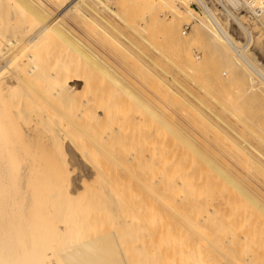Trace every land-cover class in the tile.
<instances>
[{"label": "bare ground", "instance_id": "6f19581e", "mask_svg": "<svg viewBox=\"0 0 264 264\" xmlns=\"http://www.w3.org/2000/svg\"><path fill=\"white\" fill-rule=\"evenodd\" d=\"M40 1L0 0V264H127L114 231L111 234L115 246H108L105 251V254L111 255V262L98 257L94 253V247L86 238L78 201L79 189L85 184V180L82 179L81 182L77 176L68 173L61 179L54 172L59 165L67 169L69 154L73 158L76 157L72 147L83 152L82 140L92 146L98 155L103 154L105 158L108 157V161H112L109 162L111 166L107 162L110 169L119 163V169L128 173L131 172L130 166L125 165L124 162L139 159L147 161L146 168L141 174H131L136 178L134 182L137 183L135 185L138 186L137 188L149 189L158 205L161 219L166 221L165 228L159 231V237L168 238L171 246V261L178 258L173 264H181L184 259L186 263L191 262L187 252H192L195 248L189 250L192 246L188 244L191 242L188 241V233L198 236L196 240L198 238L199 241L207 240L209 247L211 249L213 247L219 257L222 255L225 257V252L229 253L228 256L231 255V248L236 247L239 249L234 250L236 253L233 251L234 254L229 256V259H234V255L240 258L245 255L246 260H256L258 264H264V254L261 255L257 251L263 247V242L256 243V236L258 238L262 234L259 236L260 230H254L255 227L259 229L260 224H264L261 216L254 209V207L264 208V194L254 185L259 183L264 192V133L260 131L262 126L257 124L258 121H256L257 125L254 121L255 125H248L247 121L245 122L234 111L235 108L230 109L229 105L234 104L230 93L222 98L214 95L218 87L213 88L210 81L201 75L200 60L195 57L196 54H192L193 51H186V62L181 60L182 52L179 47L181 42L188 41V33L181 28L171 29L173 45L171 66L186 81L182 82L177 77L171 76L174 86H170L167 80L161 78L158 93L153 94L154 100L150 98L151 101L153 100V105L151 102L148 105L149 102L144 99L137 100L139 99L137 97L136 100L143 108L156 115L155 118L162 127H146L145 131L141 127L137 135L139 141L136 152L132 151L125 159L120 155V151L109 146L122 140L127 129L122 123L118 124L116 119L110 118L111 105L109 107L108 105L111 101L107 102V105L104 102L111 96L107 94L109 97L107 96L106 99L104 97L106 94L103 96L95 94L96 97L94 94H78L83 75L76 72L77 63L72 61L73 56L70 57L69 53L63 51L64 58H71L70 61L64 60L61 56L62 50L59 49V53L57 47L55 49L52 43V46L50 45L57 36L66 34L64 31L67 27L64 25V20L68 15L70 20L77 18L98 24L93 13L101 18L102 15H99L98 10L109 9L108 4L104 0H59L57 11L52 14L53 12L50 13ZM227 1L237 9L244 6L246 13L257 18L264 26V0ZM192 5L200 8L211 22L209 26L201 21L210 32L207 44L209 49L226 67L224 75L241 86L244 81L246 85L244 94L250 92L259 94L264 100V69L249 56L246 45L240 44L217 20L210 3L207 0H171L173 12L182 11L194 15ZM12 8L19 13L21 17L19 20L22 23L18 25H22L23 29L19 34L9 35L8 31L11 28L9 12ZM115 14L123 19L117 12ZM234 18L236 25L244 30L248 40L251 39V33L238 18L235 16ZM68 30L66 32H70ZM48 31L58 35H55L56 37L50 36L51 33L47 35ZM68 34L73 37V34ZM46 35L49 39L53 37L52 41H48ZM67 36L61 38L72 45L73 38ZM44 43L49 44L51 49ZM26 47L31 49L26 51L28 50L25 49ZM82 54L85 56L84 53ZM127 89L126 92L129 91ZM199 94H206L208 99L217 101L219 112L228 111L236 116L241 123L240 127H236L237 130L244 127L250 131L248 138H245L244 148H241V156L244 160L242 164L246 175L253 180L256 176L257 179L255 183L251 182L246 187H240L233 173L223 174L224 182L237 187L238 192L228 189L226 196L223 195L216 201L217 193L214 194L205 187L202 176L187 172L190 166L181 165L178 154L187 156L189 153L186 150H191L202 156L204 160L212 162L213 159L200 152L193 140L185 133L174 129L169 116H157L155 110L163 106L162 104L169 106L179 104L191 110V113H200L201 110L197 109L194 101L199 105L203 104L204 107L207 103L203 102ZM132 95L129 91L128 96ZM103 99L104 102H101ZM204 114L206 113L201 112V115ZM85 121L88 124L91 122L90 127L84 126ZM236 122L238 124V121ZM229 128L236 130L233 126ZM142 130L145 134L140 135ZM97 159L99 160L98 157ZM214 159L218 162L217 158ZM95 162V159L89 158L92 169L101 172L100 169L103 168L98 169L99 164ZM115 167L113 166L114 170L117 169ZM105 171L103 169L102 173ZM117 172H120V175L124 173H121V170ZM105 173L106 178H103L102 185L96 184L95 191L108 208L113 202V197L117 195V184L119 186L121 181L120 178L113 180ZM204 180L208 181V179ZM208 224L209 226L212 224L211 227ZM202 225L209 227L208 229L206 227L207 230L210 229L208 235L213 234L214 239L207 234V237L204 235L201 229L205 228H202ZM179 226L185 227L188 231L183 229L182 232L180 228L178 229ZM216 228L217 230L219 228V233ZM227 229L229 231H226ZM221 230L225 236L221 235ZM252 242L256 244L251 245ZM196 243L202 242L199 243L197 240ZM246 245L248 246L245 247ZM229 246L230 252H227ZM244 247L245 252H242ZM111 249L121 255H113ZM201 249L202 254H205L202 246ZM134 251L138 262L144 264L140 246L136 245ZM190 254L192 256V253ZM183 255L184 257L181 258ZM198 255H201L200 251ZM203 256L198 258L196 254L197 258L191 260L196 264H210V260L206 263L205 255ZM226 258L224 261L221 260V264H243L242 259L237 263L235 259L229 261ZM180 260L182 262H179ZM193 262L190 264H195Z\"/></svg>", "mask_w": 264, "mask_h": 264}, {"label": "rangeland", "instance_id": "374dc122", "mask_svg": "<svg viewBox=\"0 0 264 264\" xmlns=\"http://www.w3.org/2000/svg\"><path fill=\"white\" fill-rule=\"evenodd\" d=\"M104 1L108 4L110 10H98L99 15H102L101 18L99 16L98 18L93 13V17L96 18L98 24L77 18L70 20L68 15L64 20V25L70 32H66L67 30L64 32L67 35H70L68 33L73 34V37L72 35L67 36L65 33H63L65 35L59 37L57 36L58 34L55 32L51 33V31H48L47 35H50L51 33L50 36H57L53 42H50V45L52 43L53 47L55 46V49L58 48V52L59 49L60 51L62 50V59L70 61L71 58H64L62 55L64 53L63 51H66V53H69V56H73L74 60L72 61L77 63H74L77 65L78 69H76V72L78 71L77 73L79 75L82 74L83 80H85V83H83V80L81 81V87L78 94H94L95 97L97 94H102V96L103 94H106V96H104L106 99L108 96L107 94H109L112 97L108 96V101L106 100V102H104L103 99L101 102L103 101L107 105L109 101H111L108 105V107L111 105L110 118L116 119L118 124L122 123V126L124 125L125 129L127 127L125 130L126 132L123 135V139H120L118 143L109 145L112 149L120 151V155L124 156L126 159V156L129 155V153L132 151L136 152L139 141V139H137V135L141 131H139L141 127L143 129L146 127L153 128V126L162 127L155 118L156 115L143 108L137 100L144 99L149 102L148 105L151 103L153 105L152 101L155 97L153 94L158 93V84L160 80H162L161 78L165 81L167 80L170 86H174V83L171 82V76L177 77L182 82L186 81L178 74L177 70L171 66V48L173 46L171 43V29L174 28L183 29L189 36L188 41L181 42L180 44L179 50L182 52L181 60L186 62V51H193L192 54H196L197 56L195 57H198L197 59L200 60L199 72L201 75L205 76L210 81L213 88L215 87L216 89L218 87V89H216L217 91L215 90L216 94L214 95H219L218 97L222 98V96H226L227 94L229 95L230 93V97L232 101H234V104H231L232 106L229 105L230 109L234 110L235 108L234 111H236V113H238V115L242 117L245 122L247 121L246 123L248 125H253L254 122L256 124V121H258L257 124L262 126V130L260 131L264 133L263 96L253 94L251 92L250 94H244L243 90L246 86L244 81L241 86L234 80H229L228 77L224 75L226 67L218 60L216 55L207 45L210 32L205 26H203L201 21H204L209 26H211V22L202 10H200V8L192 5L195 13L192 15L189 13H183L182 11L173 12L171 10V0ZM207 1L210 3L217 20L223 24L226 30L236 40H238L240 44L246 45V51H248L249 56H251V58H253L264 69V26L257 18H254L246 13V8L244 6L237 9L234 8L227 0ZM40 2L48 11H50V13L53 12L52 14L57 11V7L60 4L59 0H41ZM115 12L120 14L123 19H120ZM12 13L13 15H11ZM234 16L238 18L242 25L245 26L251 33V39L248 40L244 30L236 25ZM19 18L21 19L19 13L12 8L9 12V19L11 22V28L8 31L9 35L19 34V31L21 32L23 29L22 25H18V23H22ZM47 35L46 37H48V41L53 38L50 37L49 39V36ZM66 36L73 38L72 45L61 38ZM46 37L44 41L47 39ZM45 45L48 46L49 44ZM50 45L48 48H50ZM27 48L28 47L25 49ZM30 49L31 48H28L26 51H29ZM82 53H84L85 56ZM122 86L124 88H128L127 90L130 91V95H134L128 96L129 91L126 92V88L124 89ZM195 95L198 96V94ZM137 97L139 99H137ZM199 97L203 99V102L207 103V106L204 107L203 104L199 105L196 101H194V104L197 109L206 113L204 115H201V112L191 113V110L184 108L179 104L178 106L162 104V108L157 107L155 110L157 111V116H169L172 119L171 125H173L174 129H178L180 132L185 133L193 140L200 152H203L205 156L213 159L212 162L204 160L202 156H198L191 150H186L189 153L187 156L178 154L181 158V160H179L181 165L190 166V170H187V172L200 175L204 179H208V181H206L201 177L205 187L213 191L214 194L217 193L215 198L216 201L221 196H226L228 189L238 192L237 187L224 182L222 177L223 174L233 173L236 180H238L237 184L240 187H246L248 184L256 181L257 179L256 176H254V180L249 178V176H247L244 172L242 164L244 160L241 156V148H244L245 138H248L250 131L248 128L244 127L237 130L236 127L241 126L239 125L241 123H239L237 117L233 116L228 111L219 112L217 101L208 99L206 94H199ZM98 98L102 99V97L99 96ZM150 98L153 100L151 101ZM96 99L97 98H95V101ZM156 101L157 100L155 99V102ZM104 103L101 104L103 105ZM166 103L169 104V102ZM106 108L107 107H105V110H107ZM211 109L215 113H212ZM238 109H240L239 112ZM236 121H238V124H236ZM90 124L91 122L88 124L87 121H85L84 126L88 128L90 127ZM227 124L229 127L233 126L236 130L229 128ZM144 131L142 130L140 135H142ZM82 143L81 148L83 152L72 147L76 153V157L73 158L71 154H69L67 169H65L63 165H59L57 170L54 172L57 173L61 179H63V176L68 173L69 175L77 176L78 180L80 179L81 182L82 179L85 180V184L83 183L84 185L79 189L78 201L81 208L86 238L94 247V253L101 259L103 258L111 262V255L108 251V254H105V251L108 246H115V242L111 234V232L114 231L117 236L118 244L121 247L120 249H122L123 258L127 264H140L134 251V247L136 245L140 246L141 253L144 258V264L175 263L174 260L176 261L178 258L174 260L172 259L171 261V246L168 238L159 237V231L160 229L165 228L166 221L161 219V214L159 213L158 205L154 200V196L147 188H137L138 186H135L137 183L134 182L136 181V178L131 174H141L146 168L147 161L140 159L138 161L133 160L127 163L121 161L122 163L124 162L125 165L129 164L131 172L128 173L119 169L118 162L120 161L117 162L118 165L115 164L116 162H113V164H115L113 166H117L115 167L117 169L114 170L113 166L110 169L107 162L109 163L112 161H108V157H106V159L103 154H99V156L98 152L93 150L94 148L92 146L87 145L84 140H82ZM214 157L217 158L218 162L214 159ZM89 158L93 160L95 159V163L99 164L98 169H100V167L105 169L107 175L112 177V179L120 178L121 182L117 181L120 184L119 186L117 184V195L113 197V202H111L112 204L108 208L101 202L95 191L96 184L102 185L103 178H106V175L104 176L105 172L102 173L103 169H100L101 172L94 170L95 168L92 169L89 163ZM105 159L107 160L106 162ZM109 165L111 166L112 164L109 163ZM217 166H219V169H217ZM117 170H121V173H124L120 175V172H117ZM109 176H107V178ZM110 177L109 179H111ZM258 184L259 183H255L254 185L258 186L259 191H262L261 193L264 194L263 188H260L261 185ZM254 209L256 210V213H259L261 216V220L264 221V208L261 209L259 207H254ZM203 225L202 228H205L204 230L206 231L212 224L210 226L208 224L209 227ZM260 225L259 229L255 227L254 230H260L258 235L262 234V238H257L256 236V243L261 244V242H263V247L257 250L262 255L264 254V224ZM180 226L178 229L180 228L182 232H184V230L188 231L185 227L181 228L183 226ZM262 226L263 229L261 228ZM214 227L215 225L213 228ZM200 228L201 226L199 227V231ZM201 230L207 237L210 229L207 230V232L203 229ZM214 230L215 228L213 229V234ZM218 230L216 228L217 233L220 232ZM199 231L197 233H199ZM226 231L229 230L227 229ZM257 231H255V233H257ZM221 233V235L225 236L222 230ZM188 234L191 236L190 239V236L188 235V241H191L188 244L192 246L189 250L195 248L192 252H187L192 260L193 258L196 259L198 256V258H200L205 255L206 263L210 260V264H221V260L224 261L225 257H227L226 260L229 261L235 259L237 260V263L240 259L243 260L245 257L243 261L241 260V263L258 264V261L256 260H246V256L244 255L246 253H243V258L236 257L234 255L235 258L232 257L234 259H229V256L234 254V250L239 249L236 247L233 249V247L231 248L229 246L227 252H230L229 250L231 248L232 254L230 253L231 255L228 256L229 253L226 254L225 252V257L223 255L219 257V254L213 250V247L211 246L212 249L209 247L210 245H208L209 243H207V240L199 241L200 239L198 238V242L202 243L195 244L198 236L196 237L194 235V238L193 235L190 233ZM213 234L208 235V237L214 239L215 237ZM220 237L225 238L223 236ZM253 243L254 242H252L251 245H253ZM201 246L205 249H203L205 254H202V249L200 250ZM247 246L248 245L245 247ZM245 247L242 252H245ZM197 249L200 251L201 255H198L199 251ZM207 249H209V251H207ZM110 251L113 255H121L116 252V250L111 249ZM240 252L241 251H239V253ZM190 253H192L193 257ZM196 254L197 257H195ZM183 257L184 255L181 258ZM100 258L99 261L101 262ZM191 259L189 260L193 262ZM185 260L186 259H184V262ZM197 261H199V259ZM229 261L227 262L229 263ZM179 262L182 261L180 260ZM187 262L189 263V261ZM188 263L185 262V264ZM193 263H195V261Z\"/></svg>", "mask_w": 264, "mask_h": 264}]
</instances>
